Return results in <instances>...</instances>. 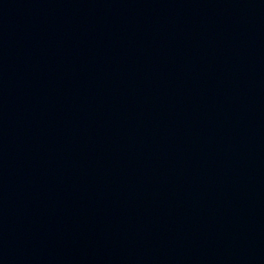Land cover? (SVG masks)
<instances>
[{"label":"water","instance_id":"obj_1","mask_svg":"<svg viewBox=\"0 0 264 264\" xmlns=\"http://www.w3.org/2000/svg\"><path fill=\"white\" fill-rule=\"evenodd\" d=\"M0 264H264V0H0Z\"/></svg>","mask_w":264,"mask_h":264}]
</instances>
